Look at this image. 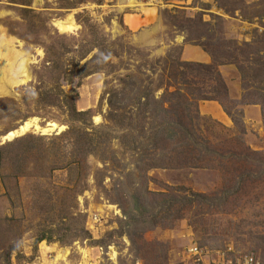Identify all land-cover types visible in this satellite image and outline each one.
<instances>
[{
  "label": "rangeland",
  "instance_id": "obj_1",
  "mask_svg": "<svg viewBox=\"0 0 264 264\" xmlns=\"http://www.w3.org/2000/svg\"><path fill=\"white\" fill-rule=\"evenodd\" d=\"M131 2L0 0V264L264 259V0Z\"/></svg>",
  "mask_w": 264,
  "mask_h": 264
},
{
  "label": "bare ground",
  "instance_id": "obj_2",
  "mask_svg": "<svg viewBox=\"0 0 264 264\" xmlns=\"http://www.w3.org/2000/svg\"><path fill=\"white\" fill-rule=\"evenodd\" d=\"M131 3H136V0H132ZM71 21L69 17L63 21H56L55 23L58 29L64 32L72 28ZM13 41L14 39L6 35L4 29L0 27V91L5 90L7 84H18L29 78V73L27 72L28 59L23 57V52L15 48ZM8 74L12 77L10 76L11 78H8ZM48 126L41 127L38 125L36 119H28L17 128L5 134L3 139L25 135L30 130L41 131V133L46 134L52 131L57 125L55 123H49Z\"/></svg>",
  "mask_w": 264,
  "mask_h": 264
},
{
  "label": "built area",
  "instance_id": "obj_3",
  "mask_svg": "<svg viewBox=\"0 0 264 264\" xmlns=\"http://www.w3.org/2000/svg\"><path fill=\"white\" fill-rule=\"evenodd\" d=\"M190 252H192L193 255L200 256L201 250H199L196 246H193ZM235 264H264V259L262 260L254 254L246 253L245 255L237 258Z\"/></svg>",
  "mask_w": 264,
  "mask_h": 264
},
{
  "label": "crops",
  "instance_id": "obj_4",
  "mask_svg": "<svg viewBox=\"0 0 264 264\" xmlns=\"http://www.w3.org/2000/svg\"><path fill=\"white\" fill-rule=\"evenodd\" d=\"M187 50H188V48L187 49H183V51H182V55L184 56L185 59H192V60L204 62V61H206V59L208 57L207 54L204 51H202V50H199L201 52V55L199 57H197V56L195 57V55H193V53H189L187 55V52H189V50L188 51Z\"/></svg>",
  "mask_w": 264,
  "mask_h": 264
}]
</instances>
